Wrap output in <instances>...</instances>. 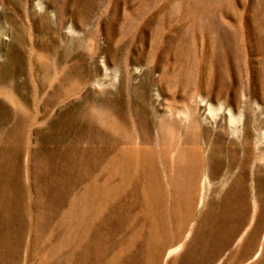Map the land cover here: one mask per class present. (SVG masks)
<instances>
[{"label": "rangeland", "instance_id": "1", "mask_svg": "<svg viewBox=\"0 0 264 264\" xmlns=\"http://www.w3.org/2000/svg\"><path fill=\"white\" fill-rule=\"evenodd\" d=\"M0 264H264V0H0Z\"/></svg>", "mask_w": 264, "mask_h": 264}]
</instances>
